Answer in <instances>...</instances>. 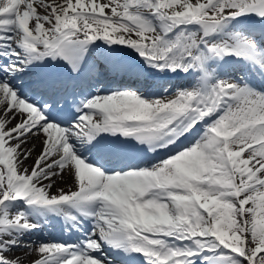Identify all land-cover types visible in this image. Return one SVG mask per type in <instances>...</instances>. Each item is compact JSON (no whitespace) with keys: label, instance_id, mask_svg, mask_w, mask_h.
Wrapping results in <instances>:
<instances>
[{"label":"snow or ice","instance_id":"obj_1","mask_svg":"<svg viewBox=\"0 0 264 264\" xmlns=\"http://www.w3.org/2000/svg\"><path fill=\"white\" fill-rule=\"evenodd\" d=\"M0 264H264V0H0Z\"/></svg>","mask_w":264,"mask_h":264},{"label":"bare ground","instance_id":"obj_2","mask_svg":"<svg viewBox=\"0 0 264 264\" xmlns=\"http://www.w3.org/2000/svg\"><path fill=\"white\" fill-rule=\"evenodd\" d=\"M30 163V162H29Z\"/></svg>","mask_w":264,"mask_h":264}]
</instances>
